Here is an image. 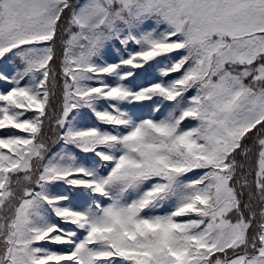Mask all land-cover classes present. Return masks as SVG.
I'll list each match as a JSON object with an SVG mask.
<instances>
[{
  "label": "snow or ice",
  "instance_id": "1",
  "mask_svg": "<svg viewBox=\"0 0 264 264\" xmlns=\"http://www.w3.org/2000/svg\"><path fill=\"white\" fill-rule=\"evenodd\" d=\"M0 264H264V0H0Z\"/></svg>",
  "mask_w": 264,
  "mask_h": 264
}]
</instances>
